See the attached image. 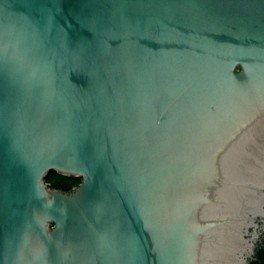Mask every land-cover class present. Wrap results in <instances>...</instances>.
I'll return each mask as SVG.
<instances>
[{
    "label": "water",
    "instance_id": "1",
    "mask_svg": "<svg viewBox=\"0 0 264 264\" xmlns=\"http://www.w3.org/2000/svg\"><path fill=\"white\" fill-rule=\"evenodd\" d=\"M263 235L264 0H0V264H248Z\"/></svg>",
    "mask_w": 264,
    "mask_h": 264
},
{
    "label": "trees",
    "instance_id": "2",
    "mask_svg": "<svg viewBox=\"0 0 264 264\" xmlns=\"http://www.w3.org/2000/svg\"><path fill=\"white\" fill-rule=\"evenodd\" d=\"M45 182L50 187L69 191L73 186H77L81 179L79 177H64L54 171H50L45 177ZM248 264H264V235L261 243L256 248V254Z\"/></svg>",
    "mask_w": 264,
    "mask_h": 264
}]
</instances>
